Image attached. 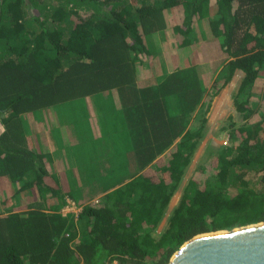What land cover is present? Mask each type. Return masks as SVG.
I'll list each match as a JSON object with an SVG mask.
<instances>
[{
	"label": "trees",
	"instance_id": "1",
	"mask_svg": "<svg viewBox=\"0 0 264 264\" xmlns=\"http://www.w3.org/2000/svg\"><path fill=\"white\" fill-rule=\"evenodd\" d=\"M197 48L216 66L204 70ZM157 57L162 72L141 82ZM237 70L243 122L229 116L213 175L190 178L157 233ZM261 78L264 0H0V264H168L195 235L264 221V187L251 183H264ZM106 92L124 126L112 144L85 139L80 202L44 180L51 156L31 148L23 116ZM67 198L77 214L63 213Z\"/></svg>",
	"mask_w": 264,
	"mask_h": 264
},
{
	"label": "crops",
	"instance_id": "2",
	"mask_svg": "<svg viewBox=\"0 0 264 264\" xmlns=\"http://www.w3.org/2000/svg\"><path fill=\"white\" fill-rule=\"evenodd\" d=\"M149 66L151 65L145 63L144 69L147 74H144V78L141 81L143 83L160 74L158 68L157 73H148L147 67ZM110 97L111 94L106 92L99 94L97 98H87V104L84 108L74 104L72 107H64L63 110H58L57 108L45 110L38 114L40 116L39 121L35 117L37 116L36 113H26L23 116L31 148L37 152H47L51 156L52 165L44 180L48 185H52L55 183L54 177H56L63 193L74 191L79 195L80 202L83 200L80 194L91 189L84 180L87 174V167L83 171L82 165L77 159L80 150L84 148L85 139L92 137L93 140L100 142V145L104 143V140L112 144L114 140L112 135L117 134L118 128L121 129L124 126V119L119 111L108 112L109 110L106 111L104 108L110 100L112 101ZM62 111H65L70 119L60 120ZM77 116L81 120L80 125L74 123L77 120ZM118 119L122 123L118 124ZM69 122H72V124L69 125ZM0 129L3 132L4 126H1ZM76 129H83L84 134L82 132L81 134L75 133ZM91 163L89 168L91 173L88 172L87 176L96 177L93 172L103 168L101 165L104 163V158L101 157L99 159L97 157V160ZM98 199L99 196H95L91 201H98ZM74 201L76 202V200Z\"/></svg>",
	"mask_w": 264,
	"mask_h": 264
},
{
	"label": "rangeland",
	"instance_id": "3",
	"mask_svg": "<svg viewBox=\"0 0 264 264\" xmlns=\"http://www.w3.org/2000/svg\"><path fill=\"white\" fill-rule=\"evenodd\" d=\"M195 53H196L195 57L200 61V64H202L204 66V70L209 71L211 69V67L216 66V64H212L211 61L205 62V58L207 55L201 48H197ZM153 63H154V65L147 67L148 73H150V74L157 73V68H158L159 73H161L162 67H161V63L159 61V58L157 57V60L155 59L153 61ZM243 75H244V73L242 71H236L235 75L233 76V78L229 82V84L217 96H215L213 98L212 107H211L210 112L208 113V123H207V127L205 129V132H204V137L201 140V142H200V144H199V146H198V148H197V150H196V152L192 158L190 165L187 167V169L185 171V174L183 176L180 187H179L178 191L176 192V194L174 195V197L172 198L171 203L167 209V213H166L164 219L162 220V222L160 223V225L157 229V233H160L165 229V227L167 225L168 217H169L171 211L173 210V208L178 203V201L182 195L183 189H184L185 185L188 183V181L190 180V178H192L195 175L198 177H201L200 185H202L205 176L213 175L214 171L216 170V166H217L216 160H217L218 153H219L218 151L224 145L227 144L228 139H229L228 130L227 129L222 130V126L225 125L226 123H228L229 116L233 115L234 120L237 121L238 123L243 122L241 115L236 111L234 103H233L234 94L239 87V84H240V81H241ZM263 85H264V78H261L257 82L256 86L262 87ZM86 101H87V99H86ZM35 117L39 121L40 116L37 115ZM68 118L69 117L66 114V112L62 111V115H61L60 120L64 121V120H67ZM68 124L70 125V124H72V122H69ZM193 125H197V122L196 123L193 122ZM1 126H3L2 123H0V128H1ZM81 132H82V134H84L83 129H76L75 130V133H77V134H81ZM40 152H44V151H40ZM51 165H52V162L50 161V159L49 158L46 159V161L44 162L45 169H47L49 171V169L51 168ZM200 169H203L204 171L201 173ZM252 174L253 173H251V175ZM252 176H254V177H252ZM252 176H251L252 185L255 186L256 188H263L264 183L261 180L260 175L253 174ZM1 194H3V193H1ZM35 196L37 198V194H35ZM1 197L2 196H0V198ZM29 202H30V200H29ZM95 202L96 201H94V200L91 201V203H95ZM27 203H28L27 201L26 202L24 201V203L20 204V206L24 207L25 204H27ZM76 205H77L76 209L74 208L73 210L74 211L76 210V212L78 213L81 210V207H80V204H78V203H76ZM19 208H21V207H19ZM62 211H63V213L64 212L66 213V212H69L71 210H68L67 208L66 209L63 208Z\"/></svg>",
	"mask_w": 264,
	"mask_h": 264
},
{
	"label": "water",
	"instance_id": "4",
	"mask_svg": "<svg viewBox=\"0 0 264 264\" xmlns=\"http://www.w3.org/2000/svg\"><path fill=\"white\" fill-rule=\"evenodd\" d=\"M168 264H264V221L195 235Z\"/></svg>",
	"mask_w": 264,
	"mask_h": 264
},
{
	"label": "built area",
	"instance_id": "5",
	"mask_svg": "<svg viewBox=\"0 0 264 264\" xmlns=\"http://www.w3.org/2000/svg\"><path fill=\"white\" fill-rule=\"evenodd\" d=\"M76 202L74 201V200H72L71 198H67V204L64 206V208L66 209H68V210H71V211H69V212H74V213H76L77 214V212H76V210L74 211L73 209L75 208L76 209ZM69 212H64L65 213V215L67 214V213H69Z\"/></svg>",
	"mask_w": 264,
	"mask_h": 264
}]
</instances>
